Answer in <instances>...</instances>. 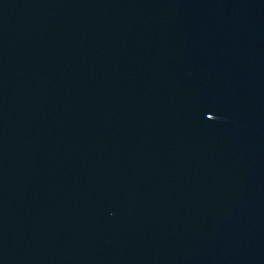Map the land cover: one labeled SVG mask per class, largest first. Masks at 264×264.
<instances>
[{
	"label": "water",
	"instance_id": "water-1",
	"mask_svg": "<svg viewBox=\"0 0 264 264\" xmlns=\"http://www.w3.org/2000/svg\"><path fill=\"white\" fill-rule=\"evenodd\" d=\"M0 264H264V0H0Z\"/></svg>",
	"mask_w": 264,
	"mask_h": 264
}]
</instances>
